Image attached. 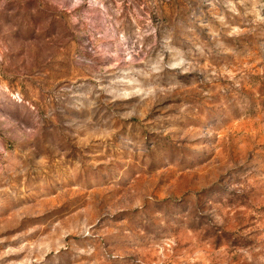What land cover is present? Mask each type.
<instances>
[{"label":"rangeland","instance_id":"374dc122","mask_svg":"<svg viewBox=\"0 0 264 264\" xmlns=\"http://www.w3.org/2000/svg\"><path fill=\"white\" fill-rule=\"evenodd\" d=\"M0 264H264V0H0Z\"/></svg>","mask_w":264,"mask_h":264}]
</instances>
